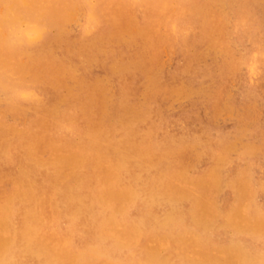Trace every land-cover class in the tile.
I'll return each instance as SVG.
<instances>
[{
    "label": "rangeland",
    "instance_id": "374dc122",
    "mask_svg": "<svg viewBox=\"0 0 264 264\" xmlns=\"http://www.w3.org/2000/svg\"><path fill=\"white\" fill-rule=\"evenodd\" d=\"M0 4V264H251L264 254V0Z\"/></svg>",
    "mask_w": 264,
    "mask_h": 264
},
{
    "label": "bare ground",
    "instance_id": "6f19581e",
    "mask_svg": "<svg viewBox=\"0 0 264 264\" xmlns=\"http://www.w3.org/2000/svg\"><path fill=\"white\" fill-rule=\"evenodd\" d=\"M29 4H30V3H29ZM0 5H1V4H0ZM93 6H94V5H93ZM9 8H11V7H9ZM0 9H1V8H0ZM7 9H8V8H7ZM2 10H3V9H2ZM14 10H15V9H14ZM8 12H10V11H7V14H8ZM11 12H12V11H11ZM72 12H73V11H72ZM17 13H18V12H17ZM62 13H63V12H62ZM3 14H4V13H3ZM20 14H21V13H20ZM11 15H12V14H11ZM14 15H15V14H14ZM21 15H22V14H21ZM12 16H13V15H12ZM48 16H49V15H48ZM0 17H1V15H0ZM13 17H14V16H13ZM17 17H18V16H17ZM17 17H16V18H17ZM32 18H33V17H32ZM4 19H5V18H3L2 20H4ZM18 20H19V19H18ZM4 21H5V20H4ZM13 21H16V19L13 20ZM19 21H20V20H19ZM0 22H1V21H0ZM5 23H6V21H5ZM11 23H12V22H11ZM1 24H2V23H1ZM7 24H8V23H7ZM95 24H96V23H95ZM8 25H9V24H8ZM91 25H92V24H91ZM186 26H187V25H186ZM190 26H191V25H190ZM240 26H241V25H240ZM90 27H91V26H90ZM178 27H179V26H178ZM93 28H94V27H93ZM182 28H185V27H182ZM240 28H241V27H240ZM7 29H8V28H7ZM91 29H92V28H91ZM173 29H174V28H173ZM175 29H176V28H175ZM0 30H1V29H0ZM4 30H5V29H4ZM90 31H91V30H90ZM179 31H180V28H179ZM190 31H191V30H190ZM29 32H30V31H29ZM183 32H184V31H183ZM191 32H192V31H191ZM176 33H177V32H176ZM178 33H179V32H178ZM178 33H177V34H178ZM185 33H186V32H185ZM2 34H3V33H2ZM6 34H7V33H6ZM28 35H29V34H28ZM3 36H4V35H3ZM5 36H6V35H5ZM25 36H26V35H25ZM189 36H190V34H189ZM33 37H35V36H33ZM33 37H32V38H33ZM26 38H27V37H26ZM29 38H30V37H29ZM29 40H30V39H29ZM7 41H8V40H7ZM13 45H14V44H13ZM0 51H1V50H0ZM3 52H4V51H2V53H3ZM15 52H16V51H15ZM14 55H15V54H14ZM261 56H262V55H261ZM247 59H248V58H247ZM4 60H5V59H4ZM4 60H3V61L0 60V67L3 66L2 63L5 62ZM4 64H5V63H4ZM11 65H12V64H11ZM32 66H33V65H32ZM32 66H31V67H32ZM33 70H34V69H33ZM0 77H1V76H0ZM49 80H50V79H49ZM52 80H53V79H52ZM72 86H73V85H72ZM61 88H62V87H61ZM45 95H46V94H45ZM68 96H69V95H68ZM92 98H93V97H92ZM15 99H16V98H15ZM90 99H91V96H90ZM90 99H89V100H90ZM93 99H94V98H93ZM97 99H98V98H97ZM0 101H1V100H0ZM25 102H26V101H25ZM29 102H31V101H29ZM77 102H78V101H77ZM87 102H88V101H87ZM93 102H94V101H93ZM97 102H98V101H97ZM97 102H96V103H97ZM90 103H91V102H90ZM31 104H32V103H31ZM83 104H84V103H83ZM33 105H34V104H33ZM53 105H54V104H53ZM85 106H86V104H85ZM87 106H88V105H87ZM83 107H84V106H83ZM37 108H38V107H37ZM101 108H102V107H101ZM154 109H155V108H154ZM156 110H157V108H156ZM36 111H37V110H36ZM100 111H101V110H100ZM263 111H264V109H263ZM91 112H92V111H91ZM155 112H156V111H155ZM158 112H159V111H158ZM98 113H99V112H98ZM139 113H140V112H139ZM93 114H94V112H93ZM159 114L161 115V113H159ZM86 115H87V114H86ZM95 115H96V113H95ZM98 115H99V114H98ZM103 115H105V114H103ZM119 115H120V114H119ZM122 115H123V114H122ZM127 115H128V114H127ZM49 116H50V115H49ZM51 116H52V115H51ZM72 116H73V115H72ZM92 116H93V115H91V117H92ZM101 116H102V115H101ZM144 116H145V115H144ZM170 116H171V115H170ZM52 117H53V116H52ZM52 117H51V118H52ZM60 117H61V116H60ZM138 117H139V116H138ZM161 117H162V116H161ZM168 117H169V116H168ZM176 117H177V116H176ZM39 118H40V116H39ZM41 118H42V116H41ZM49 118H50V117H49ZM74 118H75V117H74ZM78 118H79V117H78ZM89 118H90V117H89ZM92 118H93V117H92ZM92 118H91V119H92ZM116 118H117V117H116ZM148 118H149V117H148ZM148 118H147V119H148ZM150 118H151V117H150ZM156 118H157V117H156ZM166 118H167V117H166ZM178 118H179V117H178ZM93 119H94V118H93ZM147 119H146V120H147ZM167 119H168V118H167ZM34 120H35V119H34ZM47 120H48V119H47ZM50 120H51V119H50ZM58 120H59V119H58ZM62 120H63V119H62ZM154 120H155V119H154ZM177 120H178V119H177ZM37 121H38V120H37ZM89 121H91V120H89ZM101 121H102V120H101ZM115 121H116V120H115ZM157 121H158V119H157ZM166 121H167V120H166ZM1 122H2V121H1ZM59 122H60V121H59ZM72 122H73V121H72ZM75 122H76V121H75ZM80 122H81V121H80ZM96 122H97V121H96ZM99 122H100V121H99ZM120 122H121V121H120ZM137 122H138V121H137ZM147 122H148V121H147ZM169 122H170V121H169ZM180 122H181V121H180ZM187 122H188V121H187ZM193 122H194V121H193ZM81 123H82V122H81ZM122 123H123V122H122ZM134 123H135V122H134ZM171 123H173V122H171ZM189 123H190V122H189ZM0 124H1V123H0ZM49 124H50V123H49ZM60 124H61V123H60ZM62 124H64V122H63ZM94 124H95V123H94ZM94 124H93V126H94ZM96 124H97V123H96ZM108 124H110V123H108ZM127 124H128V123H127ZM132 124H133V123H132ZM138 124H139V123H138ZM158 124H159V123H158ZM164 124H165V123H164ZM178 124H179V123H178ZM184 124H185V123H184ZM3 125H4V124H3ZM6 125H8V124H6ZM85 125H86V123H85ZM100 125H101V124H100ZM111 125H112V124H111ZM111 125H110V126H111ZM117 125H118V124H117ZM154 125H155V124H154ZM159 125H160V124H159ZM159 125H158V127H159ZM162 125H163V124H162ZM166 125H167V124H166ZM169 125H170V124H169ZM180 125H181V124H180ZM185 125H186V124H185ZM195 125H196V123H195ZM8 126H9V125H8ZM55 126H56V125H55ZM93 126H92V127H93ZM145 126H147V125H145ZM152 126H153V124H152ZM174 126H175V125H174ZM193 126H194V125H193ZM31 127H32V126H31ZM49 127H50V126H49ZM127 127H128V126H127ZM127 127H126V128H127ZM161 127H162V126H161ZM176 127H177V126H176ZM178 127H179V126H178ZM181 127H182V126H181ZM196 127H197V126H196ZM4 128H5V127H4ZM16 128H18V127H16ZM29 128H30V127H29ZM41 128H42V127H41ZM150 128H151V127H150ZM162 128H163V127H162ZM201 128H202V127H201ZM30 129H32V128H30ZM36 129H37V128H35V130H36ZM38 129H39V127H38ZM49 129H50V128H49ZM71 129H72V128H71ZM91 129H92V128H91ZM102 129H103V128H102ZM105 129H106V128H105ZM116 129H117V128H115V130H116ZM139 129H140V127H139ZM143 129H144V128H143ZM152 129H153V128H152ZM156 129H157V128H156ZM158 129H159V128H158ZM167 129H168V128H167ZM170 129H171V128H170ZM46 130H47V129H46ZM93 130H94V129H93ZM135 130H136V129H135ZM137 130H138V129H137ZM81 131H82V130H81ZM113 131H114V129H113ZM132 131H133V130H132ZM160 131H161V129H160ZM167 131H168V130H167ZM175 131H176V130H175ZM185 131H186V130H185ZM199 131H200V130H199ZM29 132H30V131H29ZM35 132H36V131H35ZM51 132H52V131H51ZM59 132H60V131H59ZM96 132H97V131H95V135H96ZM98 132H99V131H98ZM102 132H103V130H102ZM110 132H111V130H110ZM117 132H118V131H117ZM117 132H116V133H117ZM123 132H124V131H123ZM130 132H131V131H130ZM147 132H148V131H147ZM152 132H153V131H152ZM4 133H5V132H4ZM82 133H83V132H82ZM85 133H86V131H85ZM99 133H100V132H99ZM99 133H98V134H99ZM107 133H108V132H107ZM107 133H106V134H107ZM121 133H122V132H121ZM143 133H145V132H143ZM153 133H154V132H153ZM157 133H158V132H157ZM164 133H165V132H164ZM195 133H197V132H195ZM51 134H52V133H51ZM88 134H89V133H88ZM101 134H102V133H101ZM108 134H109V133H108ZM108 134H107V135H108ZM118 134H120V133H118ZM130 134H131V133H130ZM134 134H135V133H134ZM151 134H152V133H151ZM151 134H150V135H151ZM181 134H182V133H181ZM190 134H191V133H190ZM27 135H28V134H27ZM29 135H30V134H29ZM82 135H83V134H82ZM95 135H94V136H95ZM116 135H117V134H116ZM131 135H132V134H131ZM143 135H144V134H143ZM147 135H148V133H147ZM179 135H180V134H179ZM183 135H184V134H183ZM42 136H43V135H42ZM157 136H158V135H157ZM173 136H174V135H173ZM181 136H182V135H181ZM207 136H208V135H207ZM14 137H15V136H14ZM43 137H44V136H43ZM74 137H75V136H74ZM88 137H89V136H88ZM88 137H87V138H88ZM91 137H92V135H91ZM106 137H107V136H106ZM118 137H120V136L118 135ZM131 137H132V136H131ZM155 137H156V136H155ZM171 137H172V135H171ZM190 137H191V136H190ZM192 137H193V136H192ZM195 137H196V136H195ZM195 137H194V138H195ZM25 138H26V137H25ZM46 138H47V136H46ZM92 138H93V137H92ZM138 138H140V136H139ZM142 138H143V137H142ZM150 138H151V137H150ZM152 138H153V137H152ZM204 138H205V137H204ZM77 139H79V138H77ZM104 139H105V138H104ZM120 139H121V138H120ZM144 139H145V137H144ZM153 139H154V138H153ZM168 139H170V138H168ZM25 140H26V139H25ZM53 140H54V139H53ZM57 140H58V139H57ZM93 140H94V139H93ZM102 140H103V139H102ZM113 140H114V139H113ZM115 140H117V139H115ZM115 140H114V141H115ZM127 140H128V139H127ZM138 140H139V139H138ZM138 140H137V141H138ZM140 140H141V138H140ZM142 140H143V139H142ZM166 140H167V139H166ZM174 140H176V139H174ZM179 140H180V139H179ZM182 140H183V138H182ZM188 140H189V139H188ZM193 140H194V139H193ZM195 140H196V139H195ZM199 140H201V139H199ZM207 140H209V139H207ZM26 141H27V140H26ZM74 141H76V140H74ZM87 141H88V139H87ZM87 141H86V142H87ZM90 141H91V140H90ZM94 141H95V140H94ZM96 141H97V140H96ZM96 141H95V142H96ZM105 141H106V139H105ZM107 141H108V140H107ZM110 141H111V140H110ZM131 141H132V140H131ZM150 141H151V140H150ZM150 141H149V142H150ZM159 141H160V140H159ZM197 141H198V139H197ZM211 141H212V140H211ZM211 141H206V142H211ZM91 142H93V141H91ZM99 142H101V141H99ZM111 142H112V141H111ZM145 142H146V141H145ZM160 142H162V141H160ZM179 142H180V141H179ZM188 142H189V141H188ZM199 142H200V141H199ZM199 142H198V143H199ZM203 142H204V141H203ZM203 142H202V140H201V143H203ZM23 143H26V142H23ZM87 143H88V142H87ZM102 143H103V142H101V144H102ZM167 143H168V142H167ZM176 143H177V141H176ZM176 143H175V144H176ZM180 143H181V142H180ZM20 144H21V143H20ZM40 144H41V142H40ZM68 144H69V143H68ZM79 144H80V143H79ZM92 144H94V143H92ZM96 144H97V143H96ZM98 144H99V143H98ZM101 144H99V146H101ZM105 144H106V143H105ZM150 144H151V143H150ZM186 144H187V143H186ZM204 144H205V143H204ZM214 144H215V143H214ZM2 145H3V144H2ZM21 145H22V144H21ZM31 145H32V144H31ZM70 145H71V144H70ZM77 145H78V144H77ZM114 145H115V144H114ZM124 145H125V143H124ZM136 145H137V144H136ZM147 145H149V144H147ZM162 145H163V144H162ZM202 145H203V144H202ZM72 146H73V145H72ZM80 146H82V144H81ZM108 146H109V145H108ZM110 146H111V145H110ZM122 146H123V145H122ZM122 146H121V148H122ZM134 146H135V145H133V146H131V147L134 148ZM156 146H157V145H156ZM191 146H192V145H191ZM191 146H190V148H191ZM196 146H197V145H196ZM203 146H204V145H203ZM214 146H216V145H214ZM57 147H58V146H57ZM75 147H76V146H75ZM93 147H94V146H93ZM151 147H152V146H151ZM166 147H168V146H166ZM166 147H165V148H166ZM192 147H194V146H192ZM198 147H199V146H198ZM16 148H17V143H16ZM23 148H24V147H23ZM58 148H59V147H58ZM91 148H92V147H91ZM101 148H102V147H101ZM104 148H105V147H104ZM121 148H120V146H119V149H121ZM123 148H124V147H123ZM165 148H164V149H165ZM174 148H175V147H174ZM194 148H196V147H194ZM200 148H201V147H200ZM203 148H204V147H203ZM203 148H202L203 151L206 150V148H205V149H203ZM24 149H25V148H24ZM77 149H78V148H77ZM113 149H114V147H113ZM149 149H150V146H149ZM20 150H22V149H20ZM38 150H40V149H38ZM50 150H51V149H50ZM63 150H64V148H63ZM81 150H82V149H81ZM100 150H101V149H100ZM122 150H123V149H122ZM124 150H125V149H124ZM141 150H142V149H141ZM166 150H167V149H166ZM171 150H172V149H171ZM208 150H209V149H208ZM5 151H6V150H5ZM60 151H61V150H60ZM60 151H59V152H60ZM84 151H85V149H84ZM84 151H83V152H84ZM89 151H90V150H89ZM89 151H88V152H89ZM91 151H93V150H91ZM94 151H95V150H94ZM98 151H99V150H98ZM110 151H111V149H109V152H110ZM152 151H153V150H152ZM169 151H170V150H169ZM177 151H178V150H177ZM177 151H176V152H177ZM221 151H222V150H221ZM19 152H20V151H19ZM36 152H37V151H36ZM43 152H44V151H43ZM43 152H42V153H43ZM47 152H48V151H47ZM53 152H54V151H53ZM69 152H70V149H69ZM162 152H164V151H162ZM179 152H180V150H179ZM182 152H183V151H182ZM192 152H193V151H192ZM212 152H213V151H212ZM1 153H2V152H1ZM42 153H41V154H42ZM56 153H57V152H56ZM90 153H91V152H90ZM99 153H100V152H99ZM120 153H121V152H120ZM144 153H145V150H144ZM144 153H143V154H144ZM165 153H166V152H165ZM171 153H173V152H171ZM195 153H196V152H195ZM200 153H201V152H200ZM202 153H203V152H202ZM210 153H211V152H210ZM210 153H209V154H210ZM25 154H26V153H25ZM33 154H34V153H33ZM82 154H83V153H82ZM93 154H94V153H93ZM106 154H107V151H106ZM143 154H142V156H144ZM166 154H167V153H166ZM196 154H197V153H196ZM205 154H207V153L205 152ZM42 155H43V154H42ZM61 155H62V154H61ZM110 155H111V154H110ZM110 155H109V157H110ZM119 155H120V154H119ZM145 155H146V154H145ZM188 155H189V154H188ZM218 155H219V154H218ZM223 155H224V154H223ZM38 156H40V155H38ZM112 156H113V155H112ZM114 156H115V155H114ZM142 156H141V157H142ZM146 156H147V155H146ZM158 156H159V155H158ZM162 156H163V155H162ZM162 156H161V158H162ZM178 156H179V155H178ZM181 156H182V155H181ZM197 156H198V154H197ZM210 156H211V155H210ZM70 157H71V156H70ZM164 157H165V156H164ZM164 157H163V158H164ZM184 157H185V156H184ZM198 157H199V156H198ZM202 157H203V156H202ZM225 157H226V156H225ZM240 157H242V156H240ZM20 158H21V157H20ZM47 158H48V157H47ZM55 158H56V159H57V158L60 159L58 156L55 157ZM66 158H67V157H66ZM74 158L76 159V157H74ZM121 158H122V156H121ZM193 158H194V157H193ZM193 158H192V159H193ZM220 158H221V159L223 158V157H222V153H221L219 159H220ZM227 158H228V157H227ZM227 158H226V159H227ZM3 159H4V158H3ZM3 159H2V160H3ZM48 159H49V158H48ZM64 159H65V158H64ZM70 159H71V158H70ZM164 159H165V158H164ZM177 159H178V158H177ZM185 159H186V158H185ZM194 159H195V158H194ZM212 159H213V158H212ZM212 159H210V160H212ZM219 159H218V160H219ZM221 159H220V161H221ZM223 159H224V158H223ZM228 159H229V158H228ZM228 159H227V160H228ZM33 160H34V159H33ZM46 160H47V159H46ZM102 160H103V158H102ZM119 160H120V159H119ZM189 160H190V159H189ZM242 160H243V159H242ZM16 161H17V160H16ZM19 161H20V159H19ZM67 161H68V160H67ZM74 161H75V160H74ZM106 161H107V160H106ZM154 161H155V160H154ZM158 161H159V158H158ZM185 161H186V160H185ZM230 161H231V160H230ZM6 162H7V161H6ZM54 162H55V161H54ZM64 162H65V161H64ZM64 162H63V163H64ZM72 162H73V161H72ZM88 162H89V161H88ZM120 162H121V161H120ZM216 162H217V159H216ZM232 162H233V161H232ZM3 163H4V162H3ZM43 163H44V162H43ZM52 163H53V162H52ZM69 163H71V161H70ZM85 163H86V161H85ZM115 163H116V162H115ZM151 163H152V162H151ZM190 163H191V162H190ZM190 163H189V164H190ZM193 163H195V162H193ZM205 163H206V162H205ZM207 163H208V162H207ZM211 163H212V162H211ZM221 163H222V161H221ZM240 163H241V161H240ZM249 163H250V162H249ZM256 163H257V162H256ZM14 164H15V163H13V165H14ZM39 164H40V163H39ZM71 164H73V163H71ZM191 164H192V163H191ZM203 164H204V163H203ZM215 164H217V163H215ZM22 165H23V164H22ZM40 165H41V164H40ZM57 165H58V164H57ZM80 165H81V164H80ZM82 165H83V164H82ZM90 165H91V164H90ZM130 165H131V163H130ZM222 165H224V164H222ZM36 166H37V165H36ZM44 166H45V165H44ZM147 166H148V165H147ZM192 166H193V165H192ZM215 166H216V165H215ZM245 166H246V165H245ZM8 167H9V166H8ZM8 167H7V169H9ZM56 167H57V166L55 165V169H56ZM151 167H153V166H151ZM193 167H194V166H193ZM147 168H148V167H146V170H147ZM149 168H150V164H149ZM190 168H192V167H190ZM200 168H201V167H200ZM203 168H204V167H203ZM222 168H223V167H222ZM233 168H234V167H233ZM241 168H243V167H241ZM247 168H248V167H247ZM250 168H251V167H250ZM36 169H37V168H36ZM55 169H54V170H55ZM63 169H64V168H63ZM84 169H85V167H84ZM107 169H108V168H107ZM212 169H213V167H212ZM215 169H216V168H215ZM220 169H221V168H220ZM255 169H256V168H255ZM3 170H4V169H3ZM14 170H15V168H14ZM33 170H34V169H33ZM66 170H67V169H66ZM120 170H121V169H120ZM181 170H182V169H181ZM189 170H190V169H189ZM189 170H188V171H189ZM206 170H207V169H206ZM210 170H211V168H210ZM216 170H217V169H216ZM230 170H231V169H230ZM253 170H254V169H253ZM56 171H57V170H56ZM63 171H64V170H63ZM70 171H71V170H70ZM79 171H80V170H79ZM101 171H103V170H101ZM117 171H119V170H117ZM117 171H116V172H117ZM177 171H178V170H177ZM207 171H208V170H207ZM218 171H219V169H218ZM249 171H250V170H249ZM249 171H248V172H249ZM255 171H256V170H255ZM257 171H258V170H257ZM81 172H82V171H81ZM88 172H89V170H88ZM141 172H142V171H141ZM145 172H146V171H145ZM180 172H181V171H180ZM185 172H186V171H183L182 174L185 173ZM198 172H199V171H198ZM260 172H261V171H260ZM20 173H21V172H20ZM57 173H58V172H57ZM118 173H119V172H118ZM195 173H196V172H195ZM211 173H214V171H213V172H210V174H211ZM215 173H216V172H215ZM220 173H221V172H220ZM241 173H242V172H241ZM249 173H250V172H249ZM263 173H264V172H263ZM29 174H30V173H29ZM49 174H50V173H49ZM58 174H59V173H58ZM65 174H66V173H65ZM88 174H89V173H88ZM88 174H87V176H88ZM92 174H93V173H92ZM103 174H104V173H103ZM134 174H135V173H134ZM138 174H139V173H138ZM175 174H176V173H175ZM235 174H236V173H235ZM245 174L247 175L246 172H245ZM250 174H251V173H250ZM74 175H75V172H74ZM111 175H112V174H111ZM173 175H174V174H173ZM193 175H195V174H193ZM204 175H205V174H204ZM215 175H216V174H215ZM18 176H19V175H18ZM38 176H39V175H38ZM45 176H46V173H45ZM61 176H62V175H61ZM82 176H83V175H82ZM84 176H85V175H84ZM119 176H121V175H119ZM136 176H137V175H136ZM139 176H140V175H139ZM184 176H187V175L184 174ZM188 176H189V175H188ZM201 176H202V175H201ZM201 176L199 175V177H201ZM212 176H213V175H212ZM229 176H230V175H229ZM235 176H236V175H235ZM237 176H238V175H237ZM247 176H248V175H247ZM247 176H246V177H247ZM250 176H251V175H250ZM250 176H249V178H250ZM253 176H254V175H253ZM71 177H72V176H71ZM71 177H70V178H71ZM213 177H214V176H213ZM213 177H212V178H213ZM215 177H216V176H215ZM238 177H239V176H238ZM246 177H245V178H246ZM254 177H255V176H254ZM260 177H261V176H260ZM15 178H16V177H15ZM35 178H36V177H35ZM74 178H75V177H74ZM96 178H97V177H96ZM111 178H112V177H111ZM192 178H193V177H192ZM203 178H204V177H203ZM231 178H232V177H231ZM239 178H240V177H239ZM247 178H248V177H247ZM258 178H259V177H258ZM85 179H86V178H85ZM127 179H128V177H127ZM182 179H183V178H182ZM201 179H202V178H201ZM215 179H216V178H214V181H215ZM243 179H244V178H243ZM263 179H264V178H263ZM53 180H54V179H53ZM88 180H89V179H88ZM93 180H94V179H93ZM139 180H140V179H139ZM197 180H198V179H197ZM204 180H205V179H204ZM234 180H236V179H234ZM245 180H247V179H245ZM254 180H255V179H254ZM261 180H262V179H261ZM43 181H45V180H43ZM49 181H50V180H49ZM55 181H56V180H55ZM62 181H63V180H62ZM80 181H81V180H80ZM126 181H127V180H126ZM126 181H125V182H126ZM137 181H138V180H137ZM137 181H136V182H137ZM192 181H194V180H192ZM216 181H217V180H216ZM1 182H3V181H1ZM39 182H40V181H39ZM50 182H51V181H50ZM93 182H94V181H93ZM120 182H121V181H120ZM167 182H168V181H167ZM183 182H184V181H183ZM188 182H189V181H188ZM197 182H198V181H197ZM205 182H206V180H205ZM219 182H220V181H219ZM236 182H237V181H236ZM261 182L264 183V180L261 181ZM37 183H38V182H37ZM51 183H52V182H51ZM57 183H58V182H57ZM62 183H63V182H62ZM82 183H83V181H82ZM86 183H87V182H86ZM94 183H95V182H94ZM194 183H195V182H194ZM212 183H213V179H212ZM240 183H241V182H240ZM244 183H245V182H243L242 184H244ZM250 183H251V182H250ZM252 183H253V182H252ZM80 184H81V183H80ZM111 184H113V183H110V185H111ZM135 184H136V183H135ZM188 184H190V183H188ZM191 184H193V183H191ZM195 184H197V183H195ZM198 184H199V183H198ZM213 184H215V182H214ZM216 184H217V183H216ZM219 184H220V183H219ZM238 184H239V183H238ZM245 184H246V183H245ZM37 185H38V184H37ZM39 185H40V184H39ZM87 185H89V184H87ZM90 185H91V184H90ZM171 185H172V184H171ZM171 185H170V186H171ZM201 185H202V184H201ZM221 185H222V184H221ZM246 185H247V184H246ZM258 185H259V184H258ZM0 186H1V185H0ZM30 186H31V185H30ZM62 186H63V185H62ZM80 186H81V185H80ZM80 186H79V187H80ZM130 186H131V185H130ZM136 186H137V185H136ZM152 186H153V185H152ZM172 186H173V185H172ZM172 186H171V187H172ZM184 186H185V183H184ZM193 186H194V185H193ZM202 186H203V185H202ZM215 186H216V185H215ZM229 186H230V185H229ZM234 186H235V184H234ZM239 186H240V184H239ZM253 186H254V185H253ZM33 187H34V186H33ZM57 187H58V186H57ZM91 187H92V186H91ZM94 187H95V186H94ZM115 187H116V186H115ZM115 187H114V188H115ZM168 187H169V186H168ZM168 187H166V190H167ZM196 187H198V186H196ZM218 187H219V186H218ZM225 187H226V186H225ZM235 187H236V186H235ZM248 187H249V185H248ZM255 187H257V186H255ZM27 188H28V187H27ZM35 188H36V187H35ZM40 188H41V186H40ZM53 188H54V187H53ZM75 188H76V187H75ZM75 188H74V190H75ZM131 188H132V187H131ZM164 188H165V187H163V189H164ZM206 188H207V187H206ZM212 188H213V187H212ZM216 188H217V187H215V190H216ZM223 188H224V187H223ZM251 188H253V187H251ZM260 188H261V187H260ZM12 189H13V188H12ZM63 189H64V188H63ZM76 189H77V188H76ZM84 189H85V188H84ZM94 189H95V188H94ZM138 189H139V188H138ZM156 189H157V188H156ZM179 189H180V188H179ZM182 189H184V188H182ZM191 189H192V188H191ZM196 189H197V188H196ZM202 189H203V188H202ZM207 189H208V188H207ZM239 189L241 190V188H239ZM239 189H238V190H239ZM36 190H37V189H36ZM41 190H42V189H41ZM46 190H47V189H46ZM85 190H86V189H85ZM127 190H128V189H127ZM133 190H134V189H133ZM133 190H132V191H133ZM152 190H153V189H152ZM158 190H159V189H158ZM161 190H162V189H161ZM170 190H171V189H170ZM176 190H177V189H176ZM192 190H193V189H192ZM215 190H212V191L214 192ZM248 190H249V189H248ZM248 190H247V191H248ZM254 190H255V188H254ZM256 190H257V189H256ZM34 191H35V190H34ZM59 191H60V190H59ZM76 191H77V190H76ZM110 191L112 192V190H110ZM118 191L120 192V191H122V190H118ZM123 191H124V190H123ZM145 191H146V190H145ZM147 191H148V190H147ZM147 191H146V192H147ZM171 191H172V190H171ZM178 191H179V190H178ZM178 191H177V194H179ZM181 191H182V190H181ZM183 191H184V190H183ZM183 191H182V192H183ZM194 191H195V190H194ZM204 191H205V188H204ZM207 191H208V190H207ZM210 191H211V190H210ZM212 191H211V192H212ZM241 191H242V190H241ZM251 191H252V190L250 189V193H251ZM260 191H261V190H260ZM260 191H259V193H260ZM262 191H263V190H262ZM42 192H43V191H42ZM45 192H46V191H45ZM50 192H51V191H50ZM74 192H75V191H74ZM129 192H131V191H129ZM134 192H135V191H133V193H134ZM137 192H138V191H137ZM155 192H156V191H155ZM158 192H160V191H158ZM161 192H162V191H161ZM182 192H181V193H182ZM46 193H47V192H46ZM123 193L125 194V192H123ZM147 193H148V192H147ZM183 193H184V192H183ZM187 193H188V192H187ZM195 193H196V192H195ZM203 193H204V192H203ZM216 193H217V192H216ZM233 193H234V192H233ZM242 193H243V192H242ZM248 193H249V192H248ZM250 193H249V194H250ZM263 193H264V192H263ZM79 194H80V193H79ZM89 194H90V193H89ZM110 194H111V193H110ZM161 194H164V193H161ZM177 194H174L176 198H177V196H176ZM188 194H189V193H188ZM192 194H193V193H192ZM210 194H211V193H210ZM251 194H252V193H251ZM253 194H254V193H253ZM43 195H44V194H43ZM53 195H54V194H53ZM91 195H92V194H91ZM94 195H95V194H94ZM100 195H101V193L99 194V196H100ZM111 195H113V194H111ZM115 195H117V193H116ZM135 195H136V194H135ZM166 195H167V194H166ZM170 195H171V194H170ZM207 195H208V194H207ZM261 195H263V194H261ZM41 196H42V195H41ZM85 196H86V195H85ZM139 196H140V195H139ZM150 196H151V195H150ZM154 196H155V194H154ZM154 196H153V197H154ZM168 196H169V195H168ZM168 196H167V197H168ZM181 196H182V195H181ZM188 196H189V195H188ZM203 196H204V195H203ZM208 196H209V195H208ZM231 196H232V195H231ZM234 196H235V195H234ZM12 197H13V196H12ZM49 197H50V195H49ZM86 197H87V196H86ZM95 197H96V196H95ZM101 197H102V196H101ZM114 197L116 198V196H113V198H114ZM127 197H128V196H127ZM131 197H132V196H131ZM131 197H130V199H131ZM133 197H134V195H133ZM135 197H137V196H135ZM205 197H206V196H205ZM250 197H251V196H250ZM263 197H264V196H263ZM59 198H60V196H59ZM59 198H58V199H59ZM109 198H110V197H109ZM138 198H140V197H138ZM170 198H171V197H170ZM198 198H199V197H198ZM203 198H204V197H203ZM251 198H252V197H251ZM18 199H19V198H18ZM58 199H57V200H58ZM61 199H62V198H61ZM88 199H89V198H88ZM96 199H97V197H96ZM101 199H102V198H101ZM106 199H108V198H106ZM122 199H124V198H122ZM127 199H128V198H127ZM172 199H173V198H172ZM174 199H175V198H174ZM179 199H180V198H179ZM207 199H208V198H206L205 200H207ZM230 199H231V198H230ZM233 199H234V198H233ZM254 199H255V198H254ZM59 200H60V199H59ZM80 200H81V199H80ZM92 200H94V199H92ZM114 200H115V199H114ZM147 200H148V199H147ZM200 200H201V198L199 199V202H200ZM259 200H260V199H259ZM50 201H51V200H50ZM60 201H61V200H60ZM75 201H76V200H75ZM82 201H83V200H82ZM85 201H86V200H85ZM100 201H101V200H100ZM105 201H106V200H105ZM105 201H104V202H105ZM111 201H112V198H111ZM120 201H121V200H120V197H119V203H120ZM132 201H135V200H132ZM149 201H150V200H149ZM151 201H153V200L151 199ZM209 201H212V200H209ZM209 201H208V202H209ZM214 201H215V200H214ZM229 201H230V200H229ZM232 201H233V200H232ZM94 202H95V201H94ZM104 202H103V203H104ZM204 202H205V201H204ZM223 202H224V201H223ZM251 202H252V201H251ZM112 203H113V202H111L110 204H112ZM116 203H117V202H116ZM119 203L116 204V205H119ZM197 203H198V202H196V205L198 206ZM228 203H230V202H228ZM253 203H255V201H254ZM20 204H21V203H20ZM26 204H27V203H26ZM56 204H57V201H56ZM59 204H60V203H59ZM61 204H62V203H61ZM64 204H65V203H64ZM83 204H84V203H83ZM87 204H88V203H87ZM96 204H99V203L97 202ZM104 204H106V203H104ZM121 204H122V203H121ZM207 204H210V203H207ZM207 204H206V205H207ZM260 204H261V203H260ZM65 205H66V204H65ZM81 205H82V204H81ZM102 205H103V204H101V206H102ZM108 205H109V204H108ZM128 205H129V204H128ZM128 205H127V206H128ZM263 205H264V204H263ZM1 206H2V205H1ZM17 206H18V204H17ZM51 206H53V205H51ZM57 206H58V205H57ZM63 206H64V205H63ZM74 206H75V205H74ZM90 206H91V205H90ZM101 206H99V207H101ZM119 206H120V205H119ZM188 206H189V205H188ZM12 207H14V206L12 205ZM84 207H85V206H84ZM88 207H89V206H88ZM96 207H97V206H96ZM103 207H104V206H103ZM105 207H107V206H105ZM110 207H112V206H110ZM110 207H107V208L109 209ZM186 207H187V206H186ZM186 207H185V208H186ZM19 208H20V205H19ZM68 208H69V207H68ZM68 208H67V210H69ZM113 208H114V206H113ZM185 208H184V209H185ZM227 208H228V207H227ZM39 209H40V208H39ZM57 209H58V208H57ZM194 209H195V208H194ZM16 210H17V209H16ZM52 210H53V207H52ZM58 210H59V209H58ZM83 210H84V209H83ZM87 210H88V209H87ZM87 210H85V211H87ZM114 210H115V208H114ZM125 210H127V209L125 208ZM185 210H186V209H185ZM187 210H188V209H187ZM201 210H202V209H201ZM212 210H213V209H212ZM214 210H215V209H214ZM214 210H213V211H214ZM226 210H227V209H226ZM254 210H255V209H254ZM7 211H8V210H7ZM17 211H18V210H17ZM17 211H16V212H17ZM53 212H54V211H53ZM59 212H60V211H59ZM62 212H63V211H62ZM62 212H61V213H62ZM80 212H81V211H80ZM121 212H122V211H121ZM124 212H125V211H124ZM191 212H192V211H191ZM196 212H197V211H196ZM32 213H34V212H32ZM35 213H36V212H35ZM39 213H40V212H39ZM45 213H46V212H45ZM54 213H55V212H54ZM57 213H58V212H57ZM57 213H56V214H57ZM64 213H65V212H64ZM67 213H68V212H67ZM81 213H82V212H81ZM109 213H110V212H109ZM186 213H187V211H186ZM203 213H205V212L203 211ZM208 213H209V212H208ZM211 213H212V212H211ZM17 214H18V213H17ZM17 214H16V217H17ZM56 214H55V216H56ZM88 214H89V213H88ZM111 214H112V208H111L110 216H111ZM123 214H124V213H123ZM209 214H210V213H209ZM223 214H224V213H223ZM19 215H21V213H20ZM26 215H27V214H26ZM31 215H32V214H31ZM33 215H34V214H33ZM33 215H32V216H33ZM40 215H41V214H40ZM42 215H43V214H42ZM57 215H58V214H57ZM62 215H63V214H62ZM186 215H187V214H186ZM188 215H191V214L188 213ZM200 215H201V214H200ZM210 215H211V214H210ZM64 216H65V215H64ZM64 216H63V217H64ZM67 216H68V215H67ZM84 216H85V215H84ZM87 216H88V215H87ZM100 216H102V215H100ZM100 216H98V217H100ZM108 216H109V214H108ZM112 216L114 217L115 214H113ZM197 216H198V215H196V217H197ZM205 216H206V215H205ZM213 216H214V215H213ZM224 216H225V215H224ZM26 217H27V216H26ZM35 217H36V216H35ZM39 217H41V216H39ZM80 217H81V215H80ZM82 217H83V216H82ZM91 217H92V215H91ZM203 217H204V216H203ZM203 217L201 216V218H203ZM207 217H208V216H207ZM207 217H206V218H207ZM219 217H221V216H219ZM18 218H19V217H18ZM18 218H17V219H18ZM36 218H37V217H36ZM42 218H43V217H42ZM47 218H48V217H47ZM56 218H57V217H56ZM65 218H67V217H65ZM88 218H89V217H88ZM120 218H121V217H120ZM223 218H224V217H223ZM3 219H4V218H3ZM10 219H11V217H10ZM17 219H16V220H17ZM58 219H59V217H58ZM70 219H71V218H70ZM74 219H75V218H74ZM90 219H91V218H90ZM90 219H89V220H90ZM102 219H104V218H102ZM112 219H113V218H112ZM114 219H115V218H114ZM117 219H118V218L116 217V220H117ZM216 219H217V218H216ZM1 220H2V219H1ZM18 220H19V219H18ZM18 220H17V221H18ZM65 220H66V219H65ZM76 220H77V218H76ZM78 220H79V219H78ZM105 220H108V219L106 218ZM105 220H103V223H104ZM122 220H123V219H122ZM190 220H192V219H190ZM224 220H225V219H224ZM235 220H239V217H235ZM8 221H9V220H8ZM27 221H29V220H27ZM30 221H31V220H30ZM30 221H29V222H26V223L29 224ZM67 221H68V220H67ZM69 221H70V220H69ZM71 221H72V220H71ZM91 221H93V220H91ZM96 221H97V220H96ZM109 221H110V220H109ZM112 221H113V220H112ZM117 221H118V220H117ZM120 221H121V219H120ZM194 221H195V219H194ZM194 221H193V222H194ZM196 221H197V219H196ZM213 221H214L213 218L209 216V218H207V219L204 221V226H205V225H207V226L209 225V226H210V225L212 224ZM225 221H226V220H225ZM0 222H1V221H0ZM43 222H44V221H43ZM94 222H95V221H94ZM101 222H102V221H101ZM113 222H114V221H113ZM118 222H119V221H118ZM118 222H116V223H117V224H120V223H118ZM190 222H191V221H190ZM221 222H222V221H221ZM223 222H224V221H223ZM1 223H2V222H1ZM9 223H10V221L8 222V225H9ZM31 223H32V222H31ZM54 223H55V222H54ZM71 223H72V222H71ZM99 223H100V222H99ZM105 223H106V222H105ZM107 223H108V222H107ZM107 223H106V224H107ZM109 223H110V222H109ZM114 223H115V222H114ZM126 223H127V222H126ZM129 223H130V222H129ZM197 223H198V222H197ZM235 223H236V222H235ZM15 224H16V223H15ZM42 224H44V223H41V225H42ZM49 224H50V223H49ZM72 224H73V223H72ZM201 224H202V223H201ZM220 224H221V223H220ZM223 224H224V223H223ZM0 225H1V224H0ZM20 225H23V223H22V224L20 223ZM29 225H30V224H29ZM50 225H51V224H50ZM93 225H94V224H93ZM97 225H99V224H97ZM101 225H102V223H101ZM101 225H99V227H100ZM120 225H121V224H120ZM120 225H119V226H120ZM128 225H129V224H128ZM193 225H194V224H193ZM197 225H198V224H197ZM25 226H26V225H25ZM44 226H45V225H44ZM105 226H106V225H105ZM107 226H108V225H107ZM109 226H110V224H109ZM130 226H131V225H130ZM201 226H202V225H201ZM220 226H221V225H220ZM0 227H1V226H0ZM29 227H31V226H29ZM47 227H48V226H47ZM97 227H98V226H97ZM97 227H95V228H97ZM101 227H103V226H101ZM122 227H123V226H122ZM124 227H125V226H124ZM180 227H181V226H180ZM196 227H198V226H196ZM202 227H203V226H202ZM221 227H222V226H221ZM3 228H4V227H3ZM8 228H9V227H8ZM19 228H20V227H19ZM31 228H32V227H31ZM43 228H45V227H43ZM51 228H52V227H51ZM104 228H105V227H104ZM115 228H116V227H115ZM117 228H118V227H117ZM188 228H189V227H188ZM211 228H212V227H211ZM215 228H216V227H215ZM5 229H6V228H4L3 230H5ZM36 229H37V227H36ZM36 229H35V227H34L33 230H36ZM56 229H58V228H56ZM121 229H122V228H121ZM129 229H130V228H129ZM216 229H217V228H216ZM7 230H8V229H7ZM59 230H60V229H59ZM98 230H99V229H98ZM181 230H182V229H181ZM188 230H189V229H188ZM191 230H193V229H191ZM205 230H206V229H205ZM1 231H2V230H1ZM45 231H46V230H45ZM51 231H52V230H51ZM67 231L70 232V230H67ZM99 231H100V230H99ZM101 231L104 232V230H101ZM111 231H114V230H111ZM111 231H110V233H112ZM196 231H197V230H196ZM2 232H3V231H2ZM5 232H6V231H5ZM25 232H26V231H25ZM38 232H40V231H38ZM106 232H107V231H106ZM115 232H118V231H115ZM132 232H133V231H132ZM194 232H195V231H194ZM10 233H12V232H10ZM33 233H34V232H33ZM59 233H60V232H59ZM61 233H62V232H61ZM70 233H71V232H70ZM133 233H134V232H133ZM4 234H5V233H4ZM13 234H14V233H13ZM102 234H103V233H102ZM112 234H113V233H112ZM114 234H115V233H114ZM116 234H117V233H116ZM150 234H151V233H150ZM187 234H189V236H190L191 233L189 232V233H187ZM228 234H229V233H228ZM236 234H237V232H236ZM45 235H46V234H45ZM45 235H44V236H45ZM67 235H68V234H67ZM70 235L72 236V234H70ZM148 235H149V234H148ZM153 235H154V234H153ZM153 235H152V236H153ZM199 235H201V234H199ZM42 236H43V235H42ZM68 236H69V235H68ZM71 236H69V237H71ZM105 236H106V235H105ZM109 236H110V235H109ZM113 236H114V235H113ZM115 236H116V235H115ZM146 236H147V235L145 234V237H146ZM10 237H12V236H10ZM14 237H15V236H14ZM40 237H41V236H40ZM48 237H49V236H48ZM52 237H53V235H52ZM145 237H144V239H145ZM169 237H170V236H169ZM177 237H178V236H177ZM202 237H203V236H202ZM17 238H18V237H17ZM22 238H23V237H22ZM26 238H27V237H26ZM59 238H61V237H59ZM67 238H68V237H67ZM112 238H113V237H112ZM114 238H115V237H114ZM116 238H117V237H116ZM146 238H147V237H146ZM180 238H181V237H180ZM197 238H198V237H197ZM250 238H251V237H250ZM5 239H6V238H5ZM9 239H10V238H9ZM47 239H48V238H47ZM50 239H52V238L50 237ZM70 239H72V238H70ZM110 239H111V238H110ZM152 239H153V238H152ZM177 239H178V238H177ZM177 239H176V240H177ZM187 239H188V238H187ZM190 239H192V238H190ZM3 240H4V239H3ZM3 240H1V241H3ZM12 240H14V239H12ZM21 240H22V239H21ZM26 240H27V239H26ZM53 240H54V239H53ZM57 240H58V239H57ZM155 240H156V239H155ZM181 240H182V239H181ZM6 241H7V240H6ZM28 241H29V240H28ZM49 241H50V240H49ZM59 241H60V240H59ZM59 241H57V242H59ZM61 241H62V240H61ZM148 241H150V239H149ZM189 241H190V240H189ZM198 241H199V240H198ZM200 241H201V240H200ZM231 241H232V240H231ZM3 242H4V241H3ZM13 242H14V241H13ZM25 242H27V241H25ZM29 242H31V241H29ZM36 242H37V241H36ZM40 242H41V241H40ZM40 242H39V243H40ZM69 242H70V241H69ZM151 242H152V241H151ZM172 242H173V240H172ZM229 242H230V241H229ZM0 243H1V242H0ZM15 243H16V242H15ZM31 243H32V242H31ZM43 243H46V242L43 241ZM48 243H49V242H48ZM145 243H146V242H145ZM156 243H157V242H156ZM192 243H194V241H193ZM200 243H201V242H200ZM230 243H231V242H230ZM238 243H239V240H238V242H237L236 244H238ZM8 244H9V242H8ZM11 244H12V243H11ZM18 244H19V243H18ZM29 244H30V243H29ZM34 244H35V243H34ZM181 244L184 245V243H181ZM202 244H203V243H202ZM210 244H211V243H210ZM210 244H209V245H210ZM26 245H27V244H26ZM31 245H32V244H31ZM36 245H37V244H36ZM41 245H42V244H41ZM43 245H44V244H43ZM46 245H47V244H46ZM48 245H49V244H48ZM48 245H47V248H49ZM53 245H54V244H53ZM156 245H157V244H156ZM158 245H159V244H158ZM211 245H213V244H211ZM214 245H215V244H214ZM221 245H222V244H221ZM225 245H226V244H225ZM233 245H234V244H233ZM1 246H2V244H1ZM12 246H13V245H12ZM16 246H17V245H16ZM20 246H21V245H20ZM142 246H144V245H142ZM215 246H216V245H215ZM18 247H19V245H18ZM23 247H24V246H23ZM30 247H31V246H30ZM30 247H29V249H30ZM41 247H42V246H41ZM44 247H45V246H44ZM64 247H65V246H64ZM190 247H191V246H190ZM201 247H202V246H201ZM218 247H219V246H218ZM231 247H232V246H231ZM239 247H240V246H239ZM13 248H14V247H13ZM20 248H21V247H20ZM52 248H53V246H52ZM59 248H60V247H59ZM154 248H155V246H154ZM185 248H186V244H185ZM188 248H189V246H188ZM224 248H225V247H224ZM227 248H228V247H227ZM241 248H242V249H241ZM241 248H239V249H241V250L243 251V247H242V246H241ZM9 249H12V248L10 247ZM54 249H55V248H54ZM65 249H66V248H65ZM70 249H72V248L70 247ZM157 249H158V248H157ZM183 249H184V247H183ZM189 249H190V248H189ZM222 249H223V248H222ZM232 249H233V247H232ZM236 249H237V245H236ZM20 250H21V249H20ZM20 250H19V252H20ZM31 250H32V248H31ZM31 250H30V251H31ZM47 250H48V249H47ZM73 250H74V249H73ZM184 250H185V249H184ZM199 250H200V249H199ZM212 250H213V247H212ZM212 250H211V253H212ZM219 250H220V249H219ZM219 250H218V252H219ZM226 250H227V249H226ZM245 250H246V249H245ZM245 250H244V252H247V250H246V251H245ZM249 250H250V249H249ZM7 251H9V250L7 249ZM12 251H13V250H12ZM26 251H27V250H26ZM32 251H34V250H32ZM39 251H42V250H39ZM70 251H71V250H70ZM75 251H77V250H75ZM186 251H187V250H186ZM186 251H185V252H186ZM201 251H202V250H201ZM215 251H216V250H215ZM221 251H222V250H221ZM231 251H232V250H231ZM250 251H251V250H250ZM250 251H249V252H250ZM10 252H11V251H10ZM22 252H23V251H22ZM44 252H45V251H44ZM66 252H67V251H66ZM197 252H198V251H197ZM236 252H238V250H237ZM1 253H3V252H1ZM7 253H8V252H7ZM12 253H13V252H12ZM55 253H57V252H55ZM63 253H64V252H63ZM70 253H71V252H70ZM72 253H73V252H72ZM78 253H79V251H78ZM16 254H17V253H16ZM18 254H19V253H18ZM22 254H23V253H22ZM52 254H53V253H52ZM67 254H68V253H67ZM82 254H84V253H82ZM150 254H151V256H152V260H153V262H155L156 259H157V257H158V253H157V251H156V250H151ZM177 254H178V253H177ZM181 254H182V253H181ZM249 254H250V253H249ZM37 255H38V254H37ZM63 255H64V256H62V257H65V256H66L65 254H63ZM75 255H76V254H75ZM178 255H179V254H178ZM182 255H183V254H182ZM241 255H242V254H241ZM241 255H240V256H241ZM254 255H255V254H254ZM13 256H14V255H13ZM38 256L40 257V255H38ZM80 256H81V254H80ZM164 256H166V255H164ZM184 256H185V255H184ZM188 256H189V255H188ZM205 256H206V255H205ZM244 256H245V255H244ZM249 256H250V255H249ZM256 256H257V255H256ZM1 257H2V256H1ZM4 257H5V256H4ZM36 257H37V256H36ZM59 257H60V256H59ZM66 257H67V256H66ZM174 257H175V256H174ZM213 257H214V255H213ZM213 257H212V258H213ZM218 257H219V256H218ZM43 258H44V257H43ZM60 258H61V257H60ZM82 258H83V257H82ZM165 258H167V257H165ZM182 258H183V256H182ZM184 258H185V257H184ZM209 258H210V254H209ZM219 258H220V257H219ZM225 258H226V257H225ZM14 259H15V258H14ZM223 259H224V258H223ZM238 259H240V258H238ZM10 260H11V259H10ZM46 260H47V259H46ZM46 260H45V261H46ZM81 260H82V259H81ZM84 260H85V258H84ZM179 260H180V259H179ZM181 260H182V259H181ZM186 260H187V259H186ZM186 260H185V261H186ZM218 260H219V259H218ZM218 260H217V261H218ZM226 260H227V259H225V260H223V261H226ZM244 260H245V259H244ZM246 260H247V259H246ZM3 261H4V260H3ZM28 261H29V260H28ZM73 261H74V260H73ZM89 261H90V260H89ZM195 261H196V259H195ZM210 261H211V259H210ZM220 261H221V260H220ZM227 261H228V260H227ZM263 261H264V254H261V256L259 255V256L255 257V258H254V261H252L251 264H264ZM4 262H5V261H4ZM38 262H39V260H38ZM46 262H47V261H46ZM48 262H49V261H48ZM80 262H81V261H80ZM193 262H194V261H193ZM221 262H222V261H221ZM228 262H229V261H228ZM40 263H41V262H40ZM40 263H39V264H40ZM86 263H87V262H86ZM183 263H184V261H183ZM187 263H188V262H187ZM215 263H217L216 260H213V262L210 263V264H215ZM238 263H242V261L239 260ZM34 264H35V263H34ZM46 264H47V263H46ZM81 264H82V263H81ZM91 264H92V263H91ZM184 264H185V263H184ZM195 264H196V263H195ZM201 264H203V263H201ZM207 264H208V262H207ZM218 264H219V263H218ZM248 264H249V263H248Z\"/></svg>",
    "mask_w": 264,
    "mask_h": 264
}]
</instances>
